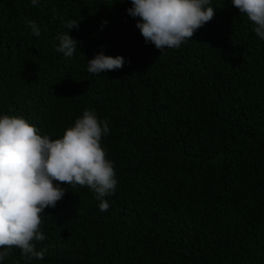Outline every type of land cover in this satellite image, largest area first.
Listing matches in <instances>:
<instances>
[{"label": "trees", "instance_id": "16d2710c", "mask_svg": "<svg viewBox=\"0 0 264 264\" xmlns=\"http://www.w3.org/2000/svg\"><path fill=\"white\" fill-rule=\"evenodd\" d=\"M209 6L212 20L162 54L130 0H0V116L57 139L95 110L117 180L104 212L89 188L61 184L34 241L44 259L14 248L0 264H264V40L231 0ZM73 19L65 57L57 36ZM100 53L126 62L93 75Z\"/></svg>", "mask_w": 264, "mask_h": 264}, {"label": "clouds", "instance_id": "9594fccd", "mask_svg": "<svg viewBox=\"0 0 264 264\" xmlns=\"http://www.w3.org/2000/svg\"><path fill=\"white\" fill-rule=\"evenodd\" d=\"M211 0H130L129 16L138 18L135 27L145 43L162 54L179 49L215 15ZM39 6V0H31ZM233 7L247 17L255 35L264 40V0H231ZM103 23H107L106 21ZM33 36H40L38 24L26 20ZM67 29L58 34L56 51L73 57L78 41L68 34L79 21L68 20ZM121 56L102 53L87 61V71L99 75L121 69ZM109 134L108 122L95 110L85 109L62 137L41 135L23 117L0 116V262L18 248L25 261L43 260L46 249L37 250L34 241L47 239L43 233L46 208H54L65 195L61 184L89 188L99 201L101 212L110 204L104 199L114 194L117 180L113 163L106 158L101 140ZM57 182V183H54ZM48 216V215H47Z\"/></svg>", "mask_w": 264, "mask_h": 264}]
</instances>
